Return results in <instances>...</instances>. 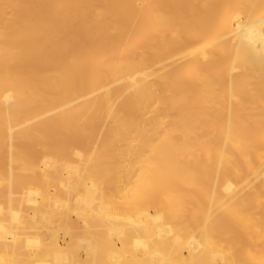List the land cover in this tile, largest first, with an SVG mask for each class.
<instances>
[{
    "label": "bare ground",
    "instance_id": "obj_1",
    "mask_svg": "<svg viewBox=\"0 0 264 264\" xmlns=\"http://www.w3.org/2000/svg\"><path fill=\"white\" fill-rule=\"evenodd\" d=\"M90 1L101 5L88 10L58 1L47 13L84 27L114 10L108 0ZM156 1L137 0L142 10L127 19L142 25L123 45L107 42L84 57L67 53L65 74L53 83L45 77L56 60L24 82L8 69L14 51L2 42L44 44L56 32L23 33L10 21L0 30V145L26 103L39 102V113L59 111L71 85L81 91L87 83L93 105L63 109L57 122L69 125L101 108L112 123L106 141L112 148L85 159L84 177L73 176L81 163L60 168L58 159L40 164L20 153L10 160L29 177L2 194L8 206L0 203V264H264V0H234L240 5L233 7L228 0L185 7L168 0L159 10L150 7ZM165 48L181 63L169 70L160 61L149 71L151 58ZM86 66L90 73H82ZM212 76L229 77L215 86ZM121 83L113 99L111 88ZM155 84L160 94L152 91ZM39 89L51 90L52 98H40ZM146 108H153L150 120L141 118ZM165 117L170 128L156 138ZM116 144H122L117 156L130 155L126 165L113 155ZM38 184L46 193L54 189L57 199H43ZM15 195L24 210L11 209ZM96 202L102 211L90 216L86 210Z\"/></svg>",
    "mask_w": 264,
    "mask_h": 264
},
{
    "label": "rangeland",
    "instance_id": "obj_2",
    "mask_svg": "<svg viewBox=\"0 0 264 264\" xmlns=\"http://www.w3.org/2000/svg\"><path fill=\"white\" fill-rule=\"evenodd\" d=\"M58 1H63L69 5L76 4L88 10L101 5H95L96 3L91 2L90 0H4L0 4V30H5L8 21H10L18 31L23 33L30 32L33 29L45 31L44 28L46 27H49L56 32L55 38H48L44 44L29 43L25 39L21 41H15L11 38L3 40L2 43L7 47L12 48L14 51V54L12 55L14 59L7 65V67L11 71L18 73L24 82L47 69L49 61L54 59L56 60V64L52 68L51 75L45 77L47 81L53 83L59 76L65 74L64 72L67 65L64 61V57L67 53L72 52L84 57L88 51L98 48L107 42L114 47L123 45L128 41L127 38L132 35L134 36L137 29L142 25V21L130 23L127 19V14H129V12L139 13L142 10L140 5H136L137 0H108V2L114 7V10H110L101 19L95 17L89 18L84 27L80 26L76 20L63 24L59 14L47 13V8L55 5ZM201 1L203 0H182L177 4L180 7H185L187 4L193 5L192 3L197 4V2ZM167 4L168 0H157L150 7L159 10L164 9ZM228 4L231 7L234 5H240L239 2H234V0H228ZM193 7L197 12H201L198 7ZM16 8L18 11L13 15ZM210 19L218 22V18L215 15H212ZM116 23L117 26L113 28L112 26ZM208 25L207 21L202 23V32L204 34L208 32ZM180 48L181 47L177 46L173 50H175V52L178 50L177 53L181 54L184 49ZM141 49H143V46ZM141 49H139L138 52L143 51ZM172 54L173 53H170L168 48L158 50L155 55L156 57H152L153 59L151 58L148 64V70L151 71L154 63L156 65L160 61L161 63L162 61L164 63L166 61L167 64L165 63V65L170 64L167 69H173V67L181 62L177 61L178 56L172 58ZM152 60L155 61L151 62ZM236 72L237 71L231 73V75L235 76L237 74ZM82 73H90L89 67L86 66V68L82 70ZM227 77L217 78L212 76L210 82L217 86L221 83L227 82ZM115 85L116 84L111 88L113 95H115L113 96L111 94L113 99L120 96V93L117 91L124 88L125 84H117L116 87ZM121 85L123 86L121 87ZM156 85L157 84H155V86L153 85L152 91L154 94H160V85ZM82 89L83 90L81 91H76L74 86L71 85L67 95L63 96L58 101L59 105H57L59 106V111L72 108L73 106L85 108L93 105L91 99L85 95L89 91L87 83L83 84ZM113 91L117 93H114ZM38 95L42 99H47L52 98L53 92L49 89H39ZM118 100L119 99H117L116 102ZM11 102L14 103V101ZM38 107L39 102L26 103L23 115L19 119V122L17 124L9 122L7 124L8 126L4 129V138L1 140L0 145V179H3L0 184V203L3 204L4 209H6L8 205L7 200H4L2 194L21 180L27 181V177H29V173L19 170L11 165L10 160L16 157V153L25 156H33L38 159V163L40 164L45 160L58 159L60 162V168L67 167L68 164L75 165L76 163H81V165L76 167L78 168V174H73V176L81 178L82 176H85L83 164H85V159L89 155H95L100 151L112 148L109 147V144L106 142L108 131L112 123L110 119L106 117V113L103 109L96 108L91 114L82 112L80 115L73 118L69 125H65L62 122H57L55 119L58 113H60L59 111L46 109L39 113ZM118 108H120L119 102L113 106V109L118 110ZM245 109L250 111L249 116L252 117L257 115L253 112L252 108ZM141 118L146 120L152 119L153 108L144 109ZM165 120H163L164 124L159 129H162V131H159L158 134H156V138H158L157 135L161 136L164 131L170 128L169 117H165ZM167 124L169 126H167ZM18 131H21L19 139L10 138L11 134ZM80 131H83V133L80 134ZM76 134H79V136L75 137ZM130 141L131 140H128L126 142L127 146ZM120 146H122V144L115 145L113 155L116 157L117 163L122 166L128 163L130 155L126 152L122 157L117 156V149ZM124 146L125 145H123V147ZM65 150L73 151L74 153L69 154L67 157H63L61 154ZM194 162H198L196 158ZM136 167L138 166L136 165ZM44 173H48L53 177L57 176L48 171H44ZM80 173H84V175H81ZM242 176L245 177L246 174L243 173ZM38 185L37 189L39 190L36 189V191L40 192V196L42 197V192L46 190V185ZM15 191L16 190H14V193ZM25 191L26 189L21 192L24 193ZM49 191L50 192L48 193L44 192L42 198L48 200L52 195L50 198L53 200L57 199L56 191H54V189H50ZM20 195H15L13 197L14 203L11 206V209L24 210L23 207L15 205L20 200ZM38 199L41 198L38 197ZM101 211L102 209H100L99 203L96 202L86 210V213L93 216ZM29 213L33 212L30 211ZM54 218L56 219L59 217L56 216Z\"/></svg>",
    "mask_w": 264,
    "mask_h": 264
}]
</instances>
